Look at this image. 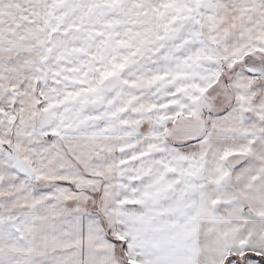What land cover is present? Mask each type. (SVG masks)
Masks as SVG:
<instances>
[{
  "label": "snow or ice",
  "instance_id": "6c2138e0",
  "mask_svg": "<svg viewBox=\"0 0 264 264\" xmlns=\"http://www.w3.org/2000/svg\"><path fill=\"white\" fill-rule=\"evenodd\" d=\"M0 264H264V0H0Z\"/></svg>",
  "mask_w": 264,
  "mask_h": 264
}]
</instances>
